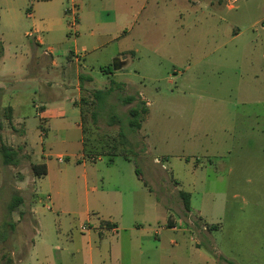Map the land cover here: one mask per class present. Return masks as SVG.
I'll use <instances>...</instances> for the list:
<instances>
[{"label":"rangeland","instance_id":"rangeland-1","mask_svg":"<svg viewBox=\"0 0 264 264\" xmlns=\"http://www.w3.org/2000/svg\"><path fill=\"white\" fill-rule=\"evenodd\" d=\"M75 3L73 29L71 0H0V146L16 152L5 164L0 150V264H46L52 256L81 262L83 252L72 258L66 251L72 236L80 247L86 228L118 209L126 225L137 221L152 231L141 239L143 254L133 259L124 249L116 264H264V0ZM92 20L116 25L94 38L86 25ZM72 51L80 61L69 63ZM124 56L120 70L101 71ZM79 65L92 77L80 94L88 101H80L84 143L79 120L41 122L33 106L75 95L63 81L75 83ZM94 89L101 90L96 98ZM128 95L135 99L122 103ZM141 99L148 113L131 130L127 110ZM58 120L70 124L67 139L55 133ZM41 162L47 172L37 177L31 164ZM179 190L190 192L207 233L186 223ZM14 193L23 201L9 212ZM144 201L151 212L134 215ZM170 215L174 230L166 225ZM161 234H185L200 249L159 258ZM94 264L107 262L98 257Z\"/></svg>","mask_w":264,"mask_h":264},{"label":"crops","instance_id":"crops-1","mask_svg":"<svg viewBox=\"0 0 264 264\" xmlns=\"http://www.w3.org/2000/svg\"><path fill=\"white\" fill-rule=\"evenodd\" d=\"M92 1V0H91ZM97 1V0H96ZM75 3V0H71V5ZM92 5L93 6V10L98 11V8L95 7L93 5L92 2H88V6ZM67 11V10H66ZM32 15V13L30 14ZM82 20V16L79 17V24L78 26L80 27V22ZM87 25V29L89 31V36L90 37H100V33L103 30H111L115 25L116 22L114 21H107V20H103V21H96V20H92V22L86 23ZM34 32H39V31H43V29H38L34 28L33 30ZM31 32L28 33V35H30ZM107 36L110 34H106ZM37 41L39 43H42V37H37ZM83 52L85 53V46L82 47ZM68 56V61L70 63V61H80V57H78L76 55V51H72L69 52ZM127 56H124V58H126ZM74 58V59H73ZM52 64L56 66L57 61L56 59H52ZM116 70H120V69H116ZM102 71V70H101ZM112 71H115L114 69H112ZM103 72V71H102ZM106 75H110L111 73L113 74L114 72H103ZM69 76V75H68ZM73 79L75 80L73 84H71L69 81H63L65 84V89L66 90H72V92L75 95H66L64 96V98L60 101H53L49 104L47 103H34L33 106L39 107V110L37 108V111L35 112V115L38 116L41 120V122H47L49 123V121H51L50 119L56 118V119H64V117L66 116H71L74 117L75 119L79 120L76 121V127L80 129L81 131V141H83L84 143V139H85V135H84V126H83V115H82V108L80 105V101L82 102H88L87 99H83V97L80 96V94L83 92V89L89 90L91 89L89 82L92 80V77L86 73L83 69L82 66L79 65V67H76L73 71V75H72ZM0 88H2V84L0 82ZM98 91L97 89H94L92 91V95L94 96V93ZM147 102V101H146ZM7 108L10 107L11 109V115L14 113V108L11 105L6 106ZM58 124L60 125V127L58 126V128L54 129L56 132V135L58 137H60L62 140L67 139L69 137L70 134V124L69 122H66L64 120H58ZM64 126H66V128H64ZM47 134V133H46ZM42 176V175H40ZM37 176V177H40ZM34 182V179H33ZM190 193V192H189ZM33 203V202H32ZM157 204V203H156ZM182 208L184 209L183 206V202H181ZM185 213H182L184 219L186 220V223L189 224L190 226L195 228V231L197 232H203L204 228H203V224L206 222L203 218H202V214L201 211L196 209L195 207H191L190 204V210H184ZM195 211H198V215L196 216ZM151 212V202H142L140 205L136 206L134 208V215H146L149 214ZM98 217V216H97ZM193 219L198 220L201 224L200 226L197 224H195L193 222ZM98 221V225H94V226H88L86 228V233H84L82 236H79V240L81 241V246L77 247L74 241V237L72 236L71 242H69L70 245H72L70 248L68 247L69 250L66 251H70V254L72 255V258H74L75 256H77L78 254H82V252L85 254V258L81 261V262H74V264H94L95 258L100 257L101 260H103L104 262H107V264H116V261L119 260V258L123 255V253L125 252L124 249H126L127 254L132 255L133 259L134 256H139L140 254L144 253V249L146 248L145 246V241L141 240L143 237L144 238H150L151 235V231L152 229L149 230V228H146L144 226H142L140 223H137V221H134V223H130L128 225H126L128 223V221H125V218L122 214V211L118 209L117 214L115 215V217L113 219H109V220H105V219H96ZM204 222V223H203ZM176 221L174 218L168 217L167 221H166V225L169 227L170 230H174L176 229ZM83 228H85L83 226ZM164 228V226L162 225L161 229L158 231L156 229H154L155 233L157 234V236L160 235L161 230ZM93 229V230H92ZM109 231L111 233H113V237L114 239L109 240V242H106V239L104 238V234L105 231ZM206 232V231H204ZM207 233V232H206ZM98 235V237H96V235ZM183 236L180 237V239L178 240L177 238H170L169 236H161L158 239V245L156 246V249L158 250V254L157 256L159 258H168V257H175V255L177 257L180 256H184V252H186L185 250H198L200 248H192L191 245H188L186 242V237L185 234H182ZM191 239H194V237L191 235L190 236ZM196 245H198V241L195 242ZM108 246L109 249V253L108 254H104V246ZM166 247H170V251L169 253L163 252L162 253V248L163 249H168ZM54 247L55 251H59L60 249H62L61 247H59L57 244ZM145 247V248H144ZM67 247H65L66 249ZM137 250V252H136ZM214 250V249H213ZM215 251V250H214ZM29 253V254H28ZM27 254L30 255V251L28 249ZM32 255V254H31ZM205 257L206 254H204ZM58 258H61V254H59L58 256H56ZM131 258V257H129ZM23 260L22 258H19V261ZM133 264H141L140 260H133L132 261ZM46 264H62V261H60V263H57L54 259L53 256L50 258L49 263ZM118 264V262H117Z\"/></svg>","mask_w":264,"mask_h":264},{"label":"trees","instance_id":"trees-1","mask_svg":"<svg viewBox=\"0 0 264 264\" xmlns=\"http://www.w3.org/2000/svg\"><path fill=\"white\" fill-rule=\"evenodd\" d=\"M101 70L103 72L106 73H111L112 72V67L111 65L107 66V67H102ZM111 89V88H110ZM101 90H98L94 93V98H96L99 94H100ZM135 99L134 96H124L123 98H121V102L124 104H129L131 103L133 100ZM7 110L9 111L8 116H10V107L7 108ZM148 113V106L146 104V101L144 100H139L135 105L130 106L127 110V116H128V127L131 130H137L141 127V122L144 120L146 114ZM112 122L115 124L117 122H119L118 120H112ZM0 150L3 156V161L5 164H12L14 163V157L16 155V152L9 148L8 146H4V144H2L0 146ZM93 156H91L92 158ZM31 169L32 172L34 173L35 176H40L43 174H46L47 172V167L46 164L41 162V163H32L31 164ZM136 172L137 175L139 176V172L136 168ZM146 182L144 181V184ZM179 195L182 198L183 201V205L184 208L188 211L190 210V193L188 191H184V190H179ZM23 201V197L14 193L13 196L11 197L10 202L8 203L7 209L9 212H12L14 210V208L20 204ZM207 227L209 229H215L217 226L216 224H209L207 225Z\"/></svg>","mask_w":264,"mask_h":264},{"label":"built area","instance_id":"built-area-1","mask_svg":"<svg viewBox=\"0 0 264 264\" xmlns=\"http://www.w3.org/2000/svg\"><path fill=\"white\" fill-rule=\"evenodd\" d=\"M68 13L71 15V21H70V28H75V22H76V15H77V4L73 3L70 8L67 9ZM59 161L62 160L61 157H58ZM47 198L49 199V196L47 195Z\"/></svg>","mask_w":264,"mask_h":264},{"label":"water","instance_id":"water-1","mask_svg":"<svg viewBox=\"0 0 264 264\" xmlns=\"http://www.w3.org/2000/svg\"><path fill=\"white\" fill-rule=\"evenodd\" d=\"M126 62V58H124L123 60H121V58H116L115 62L113 63V69H121L126 64Z\"/></svg>","mask_w":264,"mask_h":264}]
</instances>
